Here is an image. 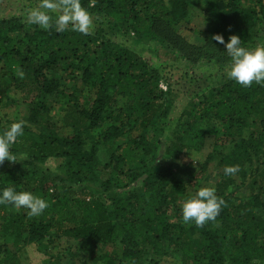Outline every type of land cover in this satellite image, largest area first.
I'll return each instance as SVG.
<instances>
[{
    "label": "trees",
    "instance_id": "1",
    "mask_svg": "<svg viewBox=\"0 0 264 264\" xmlns=\"http://www.w3.org/2000/svg\"><path fill=\"white\" fill-rule=\"evenodd\" d=\"M45 1L94 16L95 28L73 15L49 23L38 13L30 24L0 17V103L13 92L65 98L63 118L73 129L52 128L41 101L29 117L38 129L0 122V264H22V245L46 251L53 228L87 256L82 264H161L171 256L182 264H264V68L224 74L169 125L173 103L161 73L115 40H154L193 65L206 59L225 67L261 37L263 0H250L259 8L201 0L214 26L202 32L203 47L175 32L190 0ZM170 127L174 138L160 155L156 140ZM110 142L117 146L102 163L99 148ZM207 142L214 152L235 147L221 158L215 192L190 212L178 205L188 187L180 176L193 177L194 169L179 161ZM254 161L263 171L246 182L245 165ZM238 179L244 196L233 192ZM107 244L121 252L98 255Z\"/></svg>",
    "mask_w": 264,
    "mask_h": 264
},
{
    "label": "rangeland",
    "instance_id": "2",
    "mask_svg": "<svg viewBox=\"0 0 264 264\" xmlns=\"http://www.w3.org/2000/svg\"><path fill=\"white\" fill-rule=\"evenodd\" d=\"M245 6L257 7L250 0H243ZM264 7V0H263ZM203 2L201 0L189 1V15L186 19L176 25L175 32L180 40L188 45L203 47L205 45L202 32L213 29V23L203 13ZM38 13H46L47 21L53 22L55 19L74 16V22L89 31L95 28V17L89 16L81 11H75L70 7L47 2L45 0H0V17L7 19L18 18L23 23L30 24L34 21ZM259 26L262 29L261 37L258 38L257 44L251 50L241 51L236 59H233L230 65L223 67L215 62H208L206 59L197 65L191 64L188 60L178 56L177 52L169 54V48L162 46L154 40L133 39L129 35L116 36L118 43L131 47L146 61L157 69L161 74V86L164 91H168L167 99L173 103L170 112L169 125H174L175 121L182 115L183 111L189 107L191 102H198L203 94L214 89L223 82V75H242L246 73H256L258 67L264 68V17L260 16ZM230 56V55H229ZM88 98V95H84ZM43 102L51 109L48 116V124L57 129L61 134H71L73 129L65 124L63 115L65 107V98L58 101L53 98L38 97L36 95H23L21 93H11L8 99L0 103V122L7 127L19 123L31 129H38L30 123L29 117L36 102ZM46 123V122H45ZM42 125H45L42 123ZM174 138V129L167 131L166 135L159 137L156 141L160 145L159 153L163 155L165 147L170 140ZM117 143L110 142L100 146L99 158L102 163L110 160L111 155L116 148ZM235 147L234 142L220 145L217 152H214V144L207 142L202 149H191L186 151L180 159V163L186 164L194 169V176L182 175L180 178L187 183L186 193L178 200V205L187 211H195L203 208V197L208 198L216 190V184L224 173V165L221 158L230 153ZM164 163H168L166 158ZM249 177L246 182L251 181V176H260L263 171V165L254 161L252 164L245 165ZM264 177V176H263ZM235 187L232 188L237 196H244L249 193L241 180H237ZM79 188V187H77ZM20 209L15 208L14 213L19 214ZM38 220L42 215L37 216ZM13 237H7L10 244L13 243ZM7 242V243H8ZM47 246L46 251L38 252L28 246L22 245L19 256L22 264H82L87 256L78 252L76 243L67 242L62 236V230L53 228L49 232V237L43 240ZM96 253L121 252L120 247L114 245H99ZM39 257H38V256ZM84 257V258H82ZM98 264H103L99 262ZM161 264H182L179 258L175 256L161 259Z\"/></svg>",
    "mask_w": 264,
    "mask_h": 264
}]
</instances>
